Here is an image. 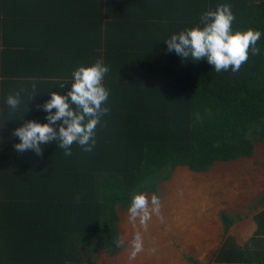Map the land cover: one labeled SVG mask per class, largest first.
Returning <instances> with one entry per match:
<instances>
[{
	"label": "trees",
	"instance_id": "1",
	"mask_svg": "<svg viewBox=\"0 0 264 264\" xmlns=\"http://www.w3.org/2000/svg\"><path fill=\"white\" fill-rule=\"evenodd\" d=\"M8 2L0 0V18ZM224 3L235 14L234 31L264 32V0H56L55 13L13 15L22 28L57 21L54 32H44L53 38L36 44L39 52L24 54L34 73L18 60L10 70L0 53V74L8 76L0 83V264H90L86 260L96 252L116 255L122 247L115 243L117 208H128L133 193L157 194L179 166L206 172L216 162L253 156L255 143L264 141V35L256 45L260 52L250 49L236 72L184 60L164 42L203 27L201 14ZM72 6L77 13L65 12ZM80 25L88 32L74 43L67 35ZM53 51L58 58L45 56ZM98 58L110 69L103 80L110 111L96 127L93 150L73 143L66 156L52 142L42 155L17 153L14 129L25 120L46 122L37 106L51 91H69L72 72ZM33 83L38 94L30 100ZM16 92L22 103L13 112L5 100ZM258 204L264 206V196ZM254 219L256 234H264V210ZM222 220L228 231L234 219L222 214ZM238 255L220 259L234 262ZM240 256L247 264H264V251Z\"/></svg>",
	"mask_w": 264,
	"mask_h": 264
},
{
	"label": "clouds",
	"instance_id": "2",
	"mask_svg": "<svg viewBox=\"0 0 264 264\" xmlns=\"http://www.w3.org/2000/svg\"><path fill=\"white\" fill-rule=\"evenodd\" d=\"M234 20L231 5L220 4L215 10L201 14L200 23L203 27L197 25L174 33L164 42L168 51H174L184 60L188 57L193 62L206 60L217 73L229 69L236 72L247 61L250 49L253 54L260 52L256 45L264 32L251 28L234 31ZM109 70L102 58L89 66L80 65L76 68L72 72L73 82L69 91L64 94L51 91L49 99L37 106L46 113V122L25 120L14 129L12 135L19 138V142L14 145L15 151L24 153L31 150L36 155H42L44 146L52 142L63 149L66 156L72 154L73 143L81 146L84 151H92L96 144V127L110 111L106 106L110 91L103 83ZM59 87L64 88L65 84L60 83ZM32 92L30 100L38 94L35 83L32 84ZM5 103L13 112L18 111L22 103L20 92L9 94ZM160 212V199L156 194L151 197L144 192L132 194L128 219L134 227L139 223L146 230L152 216H159ZM115 243L120 246L123 240ZM129 245L130 256L133 258L143 251L141 231L133 234Z\"/></svg>",
	"mask_w": 264,
	"mask_h": 264
},
{
	"label": "rangeland",
	"instance_id": "3",
	"mask_svg": "<svg viewBox=\"0 0 264 264\" xmlns=\"http://www.w3.org/2000/svg\"><path fill=\"white\" fill-rule=\"evenodd\" d=\"M189 170L186 166H179L170 179L158 185L156 195L160 199L161 212L159 216H152L146 230L139 223L135 227L131 224L128 208L118 207L120 240H123L121 250L116 255H110L107 251L96 252L86 262L178 264L180 261L182 264H192L190 259H194L201 264H218L220 258L226 256L224 248L230 245L239 247V244H235V241L238 243L235 235L242 226L237 222L247 217L252 224L253 216L264 209V206H258L264 196V141L255 143V151L250 158L216 162L206 172L191 173ZM146 194L151 197L153 193ZM193 209H204V213L196 216ZM222 214L234 219L235 225L222 232L221 249L218 248L213 255L205 256L201 251H196V256H189L194 246L186 244L183 237L199 226L201 222L198 216L207 222H215L217 229H222ZM136 231L142 232L144 247L133 258L130 256L129 241ZM253 233L254 228L249 229L247 237ZM243 242L246 247L254 246L251 237Z\"/></svg>",
	"mask_w": 264,
	"mask_h": 264
},
{
	"label": "crops",
	"instance_id": "4",
	"mask_svg": "<svg viewBox=\"0 0 264 264\" xmlns=\"http://www.w3.org/2000/svg\"><path fill=\"white\" fill-rule=\"evenodd\" d=\"M15 4H16L15 0H9L8 7L5 9L4 14L0 18V53L3 56L2 62H3V64H5V66L11 65L10 70L15 69L16 65L19 66V64L17 63V60L20 61L21 63L26 62L27 65L24 64L21 67L23 68V66H25L24 69H26L31 74V71L34 73L32 68L30 67V65H28L29 62H31V60L30 59H24V54L29 53L31 51L39 52L41 47L39 46V48H38L37 47L38 45L36 46V44H39V45L44 44V41L47 40L46 38H48L49 40L51 38H53V37H51V38L47 37V34L44 32L45 31L48 32L50 30L52 32H54V27H55L54 23L57 21V19H56V17H53V19L50 18L52 21H49L48 24L45 23V26H42V29L40 28L41 27L40 25L31 23V22H27L26 25L24 26V28H22V26L20 24L21 22H16V20H14L13 15L15 17H17V15H22V13L23 14L26 13V14H30V15L40 13L43 16V15H47V14L48 15L52 14L53 11L55 13V11L58 8L56 5V0H50V2H48V3L47 2L43 3V2H38V1L36 2L35 0H31L30 2L24 1L21 3L18 2L16 5ZM65 12L70 13V14L77 13L76 9L73 6L71 8L68 7V9H65ZM43 19L47 20L44 17L40 21H42ZM55 19H56V21H55ZM87 32H88V27L80 25L79 28H77V29L74 28V30L71 32L72 34L67 35V36L71 39V41H73L74 43H77L79 37L82 34H86ZM43 36H45V38H42ZM54 49L55 48H53V50ZM45 56L53 57V59L58 58L56 52H54V51H53V53H50V56H48V55H45ZM45 56H43V57H45ZM54 62H57V60ZM68 64H69L68 70L71 71L72 63L70 62ZM8 68L9 67H7V69ZM63 73L68 74L69 72L65 69L63 71ZM7 77L8 76L6 74H4V75L0 74V83H2V81H5L6 79H8ZM34 78H36V77L35 76H24L23 80L24 81H27V80L34 81ZM32 81H29V82H32ZM0 93H2V92H0ZM0 109H2L1 104H0ZM189 171L191 173H198V172H193L191 170H189ZM258 206H259V208H261V205H258ZM263 210H260L257 213H259ZM193 211H194L193 213L196 216H197V214H199L201 216L204 213V209H200V210L193 209ZM200 216H198V218H199L201 223L199 224V226L194 228L195 231H193L192 233H189L188 236L186 235L183 237L186 244H190V245L194 246L191 248L192 250H190L189 256H191V255L196 256V251H201L203 254H205V256L206 255H213L215 253V251H217V249L220 246L221 241L223 240L222 234L224 235V233H222V232L226 231L225 225L222 226V229H217V224L215 222H207L203 217H200ZM254 216H253V218H254ZM246 218H245V220H241V221L237 222V223L241 224V226H242L241 231L238 233V235H235L237 237V238L235 237L236 240H238V243H236V241H235V244H239V247H231V245H230V246L224 248V250H223L224 253L226 254V256H227V253H231V252L236 253V255L239 254L237 256L239 261L237 260L234 262H229L227 260V258L224 257V258L219 260L218 264H247L245 262V258L244 257L242 258V256H240V254L247 256V255L251 254V252H257V253L259 252L260 253V252L264 251V242L261 240L264 237V234L257 235L256 231L258 229V226H257L255 219H254V221H252L254 224L253 223L251 224V222L248 221ZM232 227H230V228H232ZM252 228H254V233L250 237L254 238L256 236V240L254 239V242H253L254 246L253 247H246L244 245L243 240L250 238L247 236H248L249 229H252ZM235 229H236V226H235ZM217 231H219V232L217 233ZM222 245H221V247H222ZM221 247L219 248V250L221 249ZM248 248H250V249H248ZM241 258H242V260H241ZM178 264H182V263L179 261ZM183 264H185V263H183ZM258 264H263V263L260 262Z\"/></svg>",
	"mask_w": 264,
	"mask_h": 264
}]
</instances>
